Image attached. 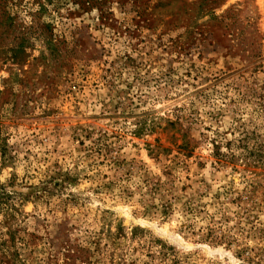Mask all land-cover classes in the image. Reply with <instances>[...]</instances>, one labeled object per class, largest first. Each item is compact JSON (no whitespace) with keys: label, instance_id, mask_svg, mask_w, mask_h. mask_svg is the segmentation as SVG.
I'll list each match as a JSON object with an SVG mask.
<instances>
[{"label":"rangeland","instance_id":"rangeland-1","mask_svg":"<svg viewBox=\"0 0 264 264\" xmlns=\"http://www.w3.org/2000/svg\"><path fill=\"white\" fill-rule=\"evenodd\" d=\"M0 264H264V0H0Z\"/></svg>","mask_w":264,"mask_h":264}]
</instances>
